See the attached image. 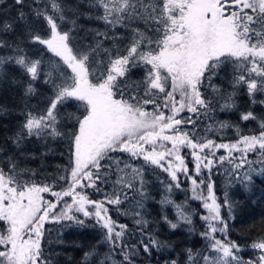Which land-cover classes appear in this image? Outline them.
I'll list each match as a JSON object with an SVG mask.
<instances>
[{
    "label": "snow or ice",
    "instance_id": "6c2138e0",
    "mask_svg": "<svg viewBox=\"0 0 264 264\" xmlns=\"http://www.w3.org/2000/svg\"><path fill=\"white\" fill-rule=\"evenodd\" d=\"M13 3L18 16L0 21V85L22 87L24 106L19 128L0 143V264H58L48 224L100 230L81 264H136L140 251L176 247L149 229V170L167 176L159 204L172 206L176 221L160 219L173 232L196 231L190 206L171 198L185 179L188 199L204 210L199 235L207 243L186 249L184 264H264V237L251 243L256 257L247 261L229 239L233 202L227 191L217 195L216 182L222 173L247 190L254 176L264 178V115L240 111L245 126L256 122L248 133L227 120L208 122L238 110L240 92L264 106V0ZM228 130L236 138L224 142ZM33 139L48 146L44 155L51 144L66 146L67 164L50 182L21 162ZM113 211L131 217L138 235Z\"/></svg>",
    "mask_w": 264,
    "mask_h": 264
},
{
    "label": "trees",
    "instance_id": "16d2710c",
    "mask_svg": "<svg viewBox=\"0 0 264 264\" xmlns=\"http://www.w3.org/2000/svg\"><path fill=\"white\" fill-rule=\"evenodd\" d=\"M66 2L73 4L77 0H66ZM18 7L13 3V0H3V3L0 4V21H11L13 17H17ZM88 23L93 27H103L102 24L96 21ZM134 75L139 78L142 75V70H137ZM224 87L229 91L231 90L226 83H224ZM22 91L23 89L20 86L0 85V106L9 109L6 114H0V143H4L6 137L13 135L23 120L21 114L24 106L21 99ZM38 91L44 92V86L39 85ZM235 99L238 110L217 112L214 120L208 122L215 124L216 121L227 120L229 123L239 124L241 130L248 133L257 127L256 122H247V126H245L246 122L239 119L240 111L252 108L258 115H264V106L259 104L251 106L247 96L243 92H240ZM29 102L31 106L35 107L38 99L33 97ZM216 138L219 139V137ZM235 138L234 131L228 130L224 135V142L234 140ZM47 147L43 142L35 139L25 142L23 144L24 155L21 156V162L25 167L35 170L39 180L50 182L59 171L58 166L67 164V152L64 144L57 143L51 144L53 152H48L47 155H44L47 152ZM184 151L187 155V150ZM60 153H64V155H60ZM187 162L189 167H191L190 155H187ZM156 171L159 173V178H157V175L152 174L151 170L145 174L148 181L147 191L150 196V199L146 202L147 218L150 221L149 229L160 239L171 240L176 247L161 251L153 250L150 256L140 251L135 257L136 264H165L166 260L171 259H176L180 264H184L183 253L186 249L191 248L193 251L202 250L207 243L199 235L203 225V222L199 219V215L203 214L204 210L200 207L198 201L188 199L190 196V192L187 191L189 185L188 183H184L182 189L173 190L171 198L177 204L186 202L190 206L191 210L195 213L193 215V222L196 231L189 233L186 230V225H181L174 232L169 229L160 217L162 214H166L169 219L175 222L176 214L172 206L162 208L159 204V201L165 194L164 185L161 183V180H167V176L165 173L159 172V170ZM216 182L217 195L223 199L224 192L227 191L230 200L233 202V219L228 220L229 239L236 241L241 246L242 251L240 255L245 261L255 259L256 252L250 245L258 238L264 237V178L254 176L253 183L247 190L239 183L234 185L229 184L227 177L222 173L216 176ZM88 191L91 193V198H100V195L93 193L91 189ZM48 198L53 199L52 197ZM112 215L120 222L127 223L130 229H136L131 217L120 216L114 211ZM222 215L227 218L226 209H222ZM46 228L52 229L50 233H46V242L47 247L55 251V258L58 264H81L84 252L90 250L101 239L100 230L97 228L63 227L59 224H48ZM136 235H138V229L133 233V236ZM59 240H62L63 243L58 242Z\"/></svg>",
    "mask_w": 264,
    "mask_h": 264
},
{
    "label": "rangeland",
    "instance_id": "374dc122",
    "mask_svg": "<svg viewBox=\"0 0 264 264\" xmlns=\"http://www.w3.org/2000/svg\"><path fill=\"white\" fill-rule=\"evenodd\" d=\"M184 183H188L189 188H190V184H189V182H188L186 179L184 180L183 184H184ZM46 196H47V194H46ZM52 198L55 199L54 197H52Z\"/></svg>",
    "mask_w": 264,
    "mask_h": 264
}]
</instances>
